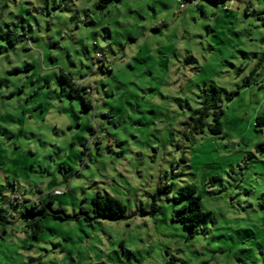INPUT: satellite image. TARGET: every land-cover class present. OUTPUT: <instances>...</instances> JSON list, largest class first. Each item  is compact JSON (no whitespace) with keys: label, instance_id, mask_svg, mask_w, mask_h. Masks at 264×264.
Wrapping results in <instances>:
<instances>
[{"label":"rangeland","instance_id":"rangeland-1","mask_svg":"<svg viewBox=\"0 0 264 264\" xmlns=\"http://www.w3.org/2000/svg\"><path fill=\"white\" fill-rule=\"evenodd\" d=\"M100 1L0 0V264H264V0ZM210 85L223 132L210 116L192 139ZM187 185L195 230L175 220ZM98 193L128 217L34 235L35 205L92 213Z\"/></svg>","mask_w":264,"mask_h":264},{"label":"trees","instance_id":"trees-1","mask_svg":"<svg viewBox=\"0 0 264 264\" xmlns=\"http://www.w3.org/2000/svg\"><path fill=\"white\" fill-rule=\"evenodd\" d=\"M112 0H101L98 7L104 9L107 3ZM213 4L225 3L228 0H207ZM226 7V6H224ZM4 39H9V35H4ZM100 54V53H97ZM102 56V55H101ZM100 58L95 56L93 62L96 64ZM60 80L72 90L76 89L80 91V88L76 85V82H73L69 75L62 73L60 75ZM83 94L85 95V105L89 106L91 100H88V95L91 94L90 87L82 88ZM207 94L205 95L203 101L200 104V107L195 109L190 119L184 123L185 134L188 132V135L194 139L198 134L204 133L206 128V118L212 116L213 125L208 129L214 135H220L223 132L222 125V116L223 110V100L221 97L220 90L210 85L206 89ZM229 98V97H228ZM230 99V98H229ZM257 124L264 126V116H257ZM168 192V188H160L157 192V195L161 197L163 194ZM178 194L185 198L188 202L184 205L179 211L175 220L181 222L185 227L195 230L196 227L207 220L208 213L204 212L201 203V196L197 193L196 188L187 185L182 187ZM92 213L88 211L81 210L79 214H69L62 208H54V202L51 200L48 203H39L33 207L32 210H28V214L31 218V226L33 228L34 235H37L41 230L40 222L46 217H53L56 219H66V220H76L84 215L88 222H96L99 220H123L128 217V208L127 206L118 198H115L109 194L98 193L94 196L92 201ZM141 215L156 214L155 205H152L150 212H139ZM4 223V218L0 215V224ZM167 264H177L175 257H172Z\"/></svg>","mask_w":264,"mask_h":264},{"label":"built area","instance_id":"built-area-1","mask_svg":"<svg viewBox=\"0 0 264 264\" xmlns=\"http://www.w3.org/2000/svg\"><path fill=\"white\" fill-rule=\"evenodd\" d=\"M182 7L184 8L185 7V4H182ZM97 57L98 58H101L102 56H101V54H97Z\"/></svg>","mask_w":264,"mask_h":264}]
</instances>
